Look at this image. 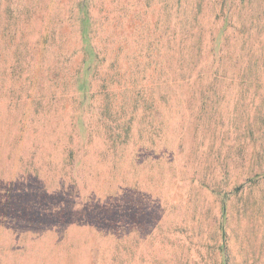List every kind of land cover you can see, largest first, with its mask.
Masks as SVG:
<instances>
[{"label":"rangeland","instance_id":"obj_1","mask_svg":"<svg viewBox=\"0 0 264 264\" xmlns=\"http://www.w3.org/2000/svg\"><path fill=\"white\" fill-rule=\"evenodd\" d=\"M261 41L264 0H0V264H264Z\"/></svg>","mask_w":264,"mask_h":264},{"label":"trees","instance_id":"obj_2","mask_svg":"<svg viewBox=\"0 0 264 264\" xmlns=\"http://www.w3.org/2000/svg\"><path fill=\"white\" fill-rule=\"evenodd\" d=\"M239 21H241V19ZM239 21L238 19L225 18L223 23H217L212 28H210L209 33L207 30H205V28L198 27L197 31L192 32L189 37H185L180 56L185 58L188 56V53L186 54L183 51L192 50H197V54H200V52L207 48V40L208 44L211 43V49L218 47L225 49V47L233 45L236 41H242L243 45L248 44L250 47H252L253 42L250 41L251 33L246 34V24L239 23ZM81 40L82 51L85 55V60L93 58L94 45L92 44V37L85 27L82 30ZM261 42L264 43V41ZM261 58V56L256 57V53L254 51H250L246 60L250 62L259 60Z\"/></svg>","mask_w":264,"mask_h":264}]
</instances>
